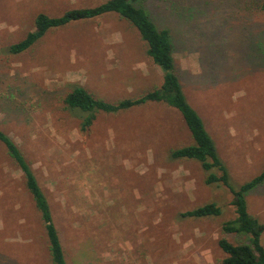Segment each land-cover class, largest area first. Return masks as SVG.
Instances as JSON below:
<instances>
[{"label":"rangeland","instance_id":"rangeland-1","mask_svg":"<svg viewBox=\"0 0 264 264\" xmlns=\"http://www.w3.org/2000/svg\"><path fill=\"white\" fill-rule=\"evenodd\" d=\"M107 0H0V127L19 144L52 206L68 264H221L233 194L195 158L171 150L195 143L163 101L118 112L67 107L74 84L117 102L163 82L139 29L118 12L52 27L33 46H9L40 12L62 15ZM264 0H139L169 28L176 72L204 120L235 187L264 170ZM215 172L220 171L215 168ZM264 223V181L247 191ZM209 202L220 215L183 217ZM264 245V232L261 236ZM0 264H54L26 178L0 142Z\"/></svg>","mask_w":264,"mask_h":264},{"label":"trees","instance_id":"trees-1","mask_svg":"<svg viewBox=\"0 0 264 264\" xmlns=\"http://www.w3.org/2000/svg\"><path fill=\"white\" fill-rule=\"evenodd\" d=\"M138 1L107 0L96 6L71 8L58 16L40 12L35 17V28L21 40L12 43L9 50L13 53H21L33 46L52 27L64 26L73 20L95 18L109 11L118 12L121 17L130 20L137 26L143 39L147 41L148 54L162 68L164 75L162 84L138 97H127L117 102H109L96 97L85 86L77 83L65 96L64 101L67 107L87 112L82 122L83 129L93 124L98 111L118 112L147 101H163L177 108L182 113L195 143L172 149L171 156L199 160L202 167L208 171L207 183L221 182L229 188L233 194L232 204L235 206L236 217L225 221L222 228L224 232L247 238L240 242H232L226 237L221 238L219 245L225 252L221 264H264V245L261 241L264 223L249 211L246 199L247 191L264 181V170L238 187L232 184L228 168L219 156L213 137L207 130L203 118L189 102L184 92L180 77L176 72L169 28H159L150 17L148 10L137 5ZM261 8L264 10V2ZM0 142L24 173L26 186L32 194L45 225L54 264H68L52 206L32 165L19 144L1 127ZM215 168L220 171V174L213 170ZM221 212L222 209L216 202H209L183 211L181 216L206 217L220 215Z\"/></svg>","mask_w":264,"mask_h":264}]
</instances>
